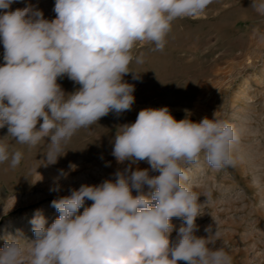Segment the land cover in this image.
I'll list each match as a JSON object with an SVG mask.
<instances>
[{"label":"clouds","instance_id":"clouds-1","mask_svg":"<svg viewBox=\"0 0 264 264\" xmlns=\"http://www.w3.org/2000/svg\"><path fill=\"white\" fill-rule=\"evenodd\" d=\"M17 2L0 0V128L8 132L0 164L13 169L23 152L6 137L30 148L46 141L44 161L53 165L79 130L131 110L135 88L124 76L139 79L129 66L144 62L135 47L163 51L172 23L202 16L213 0H55L53 20L32 4L11 10ZM250 9L264 17V0H251ZM65 76L79 85L75 91L62 89ZM240 142L239 128L216 113L193 122L177 121L168 107L140 110L134 123L118 127L112 155L150 168L118 170L115 180L54 199L58 217L50 225L39 210L30 220L34 239L20 230L3 237L0 264H232L223 247H213L218 228L196 235L199 198L211 192L194 190L186 166L203 156L214 170L235 167ZM173 218L182 220L174 242Z\"/></svg>","mask_w":264,"mask_h":264},{"label":"rangeland","instance_id":"rangeland-1","mask_svg":"<svg viewBox=\"0 0 264 264\" xmlns=\"http://www.w3.org/2000/svg\"><path fill=\"white\" fill-rule=\"evenodd\" d=\"M27 4L48 20L56 18L55 0H19L11 10ZM250 6L251 0H213L202 16L172 23L163 51L153 50V44H138L134 55L143 53L144 62L133 61L129 67L139 79L132 73L124 76L135 88L131 110L119 116L110 113L79 130L57 163H45L46 141L30 148L6 137L13 149L23 152V159L15 169L7 162L0 164V248L3 237L17 230L34 239L30 220L36 211L50 225L58 217L51 202L71 189L115 180V173L128 167L149 169L146 161L118 163L112 155L114 137L119 126L135 122L140 110L168 107L177 121L199 122L216 113L239 128L236 154L242 159L235 167L214 170L203 156L186 166L194 190L201 195L211 192L210 199L199 198L202 215L196 219V235L206 237L207 227L213 233L218 228L221 236L213 247H223L232 264H264V17ZM3 52L0 43V65ZM58 83L66 93L79 87L66 76ZM7 135V126L0 128V138ZM57 186L59 190L52 191ZM91 203L86 200L84 206ZM172 223L174 242L182 220L173 218Z\"/></svg>","mask_w":264,"mask_h":264}]
</instances>
